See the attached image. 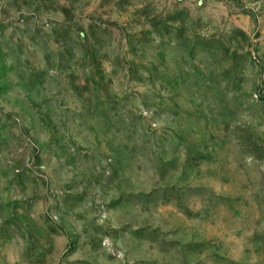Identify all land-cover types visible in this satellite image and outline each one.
Wrapping results in <instances>:
<instances>
[{
    "label": "rangeland",
    "instance_id": "374dc122",
    "mask_svg": "<svg viewBox=\"0 0 264 264\" xmlns=\"http://www.w3.org/2000/svg\"><path fill=\"white\" fill-rule=\"evenodd\" d=\"M0 264H264V0H0Z\"/></svg>",
    "mask_w": 264,
    "mask_h": 264
}]
</instances>
